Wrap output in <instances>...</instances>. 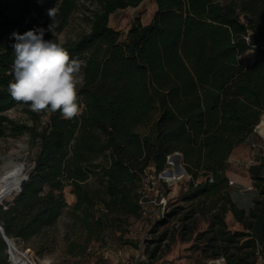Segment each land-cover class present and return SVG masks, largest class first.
<instances>
[{
  "label": "trees",
  "instance_id": "1",
  "mask_svg": "<svg viewBox=\"0 0 264 264\" xmlns=\"http://www.w3.org/2000/svg\"><path fill=\"white\" fill-rule=\"evenodd\" d=\"M153 1L151 19L135 18L124 32L109 25V15L142 0H21L15 19L0 7V138L27 133L39 143L20 191L0 204V226L9 238L30 239L68 206L63 190L70 186V211L86 242L101 237L119 215H141L146 170L156 176L166 158L179 152L190 177L179 194L186 205L177 203L165 214L179 225L155 236L152 258L165 238L178 235L193 239L207 260L222 256L225 264H257L258 253L264 264V157L247 167L256 192L247 207L231 198L227 175L233 149L256 125L261 130L264 0ZM54 7L51 19L47 10ZM78 11L88 29L60 41ZM33 28H44L46 40L61 44L81 64L80 112L73 119L60 110L37 113L8 92L15 42L8 33ZM15 106L29 123L6 114ZM139 125L147 127L144 134ZM228 212L240 229L228 227ZM195 216H204L207 226L193 236L195 227L188 224ZM68 245L73 250L81 244ZM0 264H8L1 233Z\"/></svg>",
  "mask_w": 264,
  "mask_h": 264
},
{
  "label": "rangeland",
  "instance_id": "2",
  "mask_svg": "<svg viewBox=\"0 0 264 264\" xmlns=\"http://www.w3.org/2000/svg\"><path fill=\"white\" fill-rule=\"evenodd\" d=\"M20 1L0 0V7L12 19H15L19 17ZM154 10L155 3L153 0H142L136 7H128L111 13L108 23L113 28L124 32L135 18L143 23L149 21ZM81 15L82 12L80 11L75 13L64 31L58 35L60 41L73 39L88 29L89 26L81 18ZM13 32L15 29L10 31L8 35L11 36ZM77 79L81 82L80 72L77 74ZM6 114L15 120L30 122L20 106L8 109ZM262 114L259 126L264 131V124L261 123ZM45 120L46 116L42 115L41 124ZM136 130L144 134L147 127L139 125ZM253 134L257 140L253 139L251 143L258 142L264 145V135L263 137L260 135L258 127ZM38 144V139L33 140L27 133L17 136L8 134L1 137L0 167L12 163L14 165L13 171L20 172L21 180L32 169ZM251 152L250 145L245 147V152L231 163L228 170V179L233 182L229 185L231 198L236 204L244 207H247V203L243 204L248 199L250 200V195L255 196L256 194L254 188H248L251 184L248 183L247 167L257 160L256 156L252 158ZM166 160L168 161V158ZM172 162L179 172L175 159L170 160V164L166 163L164 169L173 167ZM146 174L147 180L144 178V186L141 188L145 197L140 202L142 211L140 216L119 215L113 221L112 228L106 229L101 237L94 236L86 242L85 229L79 221H74L70 211L75 196L70 193V186H67L64 188L63 194L68 206L63 209L51 226L41 228L36 235L26 241L21 239V244L33 251L37 257V264H206L207 259L200 255V249L196 248L193 239L182 241L178 235L173 241H171V237L165 238L162 241L160 251L155 254V258H152L153 255H150V250L153 248L152 240L155 236L164 228H168L169 231L174 230L176 226L178 228L177 218L174 216L165 217V214L170 207L177 203L186 205L179 194L186 190L190 177L186 172L180 178L168 179L160 173L154 176L150 167L146 170ZM89 180L91 184H97L93 178ZM148 180H150V185L147 184ZM159 180L165 182L166 186H162ZM15 189L0 199L1 204L12 199ZM225 221L232 230L241 228V225L234 221L229 212L225 215ZM188 226L195 227L194 236L197 231L206 228L207 220L204 216H195ZM125 239H130L133 243H125ZM71 240H77L81 244L80 247L77 246L70 250L68 243ZM81 246L84 248L81 253H78ZM257 264H262L259 256L257 257Z\"/></svg>",
  "mask_w": 264,
  "mask_h": 264
},
{
  "label": "clouds",
  "instance_id": "3",
  "mask_svg": "<svg viewBox=\"0 0 264 264\" xmlns=\"http://www.w3.org/2000/svg\"><path fill=\"white\" fill-rule=\"evenodd\" d=\"M57 9L47 10L52 19ZM51 31L50 25L47 29ZM44 28L13 32L11 48L14 60L11 65L13 80L8 92L13 100L30 104L33 111L60 110L65 119H73L80 112L77 74L81 64L70 58L68 51L52 39L46 40Z\"/></svg>",
  "mask_w": 264,
  "mask_h": 264
},
{
  "label": "built area",
  "instance_id": "4",
  "mask_svg": "<svg viewBox=\"0 0 264 264\" xmlns=\"http://www.w3.org/2000/svg\"><path fill=\"white\" fill-rule=\"evenodd\" d=\"M257 125L255 126V130ZM262 137L264 134H260ZM252 152V158L256 157H264V145L262 143H251L250 144ZM169 157V156H168ZM167 157V158H168ZM253 162V161H252ZM167 164H170V160H166ZM233 182L228 179V184H232ZM248 188L252 189V185ZM3 240L6 244V255H7V262L9 264H37V257L28 247L23 246L21 244L20 238H9L3 237ZM12 241V242H11ZM257 256L260 255L257 253ZM206 264H225V259L222 256H218L215 258H211L207 260Z\"/></svg>",
  "mask_w": 264,
  "mask_h": 264
},
{
  "label": "bare ground",
  "instance_id": "5",
  "mask_svg": "<svg viewBox=\"0 0 264 264\" xmlns=\"http://www.w3.org/2000/svg\"><path fill=\"white\" fill-rule=\"evenodd\" d=\"M261 123L264 124V113L262 114ZM174 162L171 163L173 165V167L170 168L171 173H164L162 174V176L168 179L177 177L180 178L182 176L183 172H178L176 170V168L174 167ZM13 166L14 165L12 163H8L0 167V199H2L6 194L14 190L19 184L20 172L13 171Z\"/></svg>",
  "mask_w": 264,
  "mask_h": 264
},
{
  "label": "crops",
  "instance_id": "6",
  "mask_svg": "<svg viewBox=\"0 0 264 264\" xmlns=\"http://www.w3.org/2000/svg\"><path fill=\"white\" fill-rule=\"evenodd\" d=\"M258 125H259V123H258ZM260 133L264 134V131H262V127H261V130H260ZM253 139L257 140L256 136L252 133L246 138V140L242 144L236 146L233 149V151L230 153V155H229V157L227 159V162L229 163V166L231 165L232 162H234V160L236 158H238L240 155H242L245 152V147L249 146ZM227 175H228V172H227ZM248 183H249V185L251 184V179L250 178H249V182ZM253 197H254V195H250V200L248 199L243 205H245L247 203V206H249L251 204V200L253 199Z\"/></svg>",
  "mask_w": 264,
  "mask_h": 264
},
{
  "label": "water",
  "instance_id": "7",
  "mask_svg": "<svg viewBox=\"0 0 264 264\" xmlns=\"http://www.w3.org/2000/svg\"><path fill=\"white\" fill-rule=\"evenodd\" d=\"M172 159H175V160H176L177 165H178L177 167H178V170H179L180 172H183V173L186 172L185 169H184V167H183V165H182V156H181V154H180L179 152H174L173 154L169 155L168 160H172ZM164 173L170 174V173H171L170 168H166V169L162 170V171L160 172V175H162V174H164ZM27 177H28V175H25V176L22 177V179L20 180V183L18 184L17 188L15 189V192H16V191H20L21 183H22ZM0 204H1V202H0ZM0 233H1L2 237H4V238L7 237V236L5 235V233H4L3 228H2L1 226H0Z\"/></svg>",
  "mask_w": 264,
  "mask_h": 264
}]
</instances>
